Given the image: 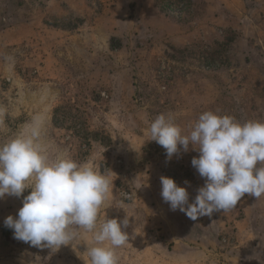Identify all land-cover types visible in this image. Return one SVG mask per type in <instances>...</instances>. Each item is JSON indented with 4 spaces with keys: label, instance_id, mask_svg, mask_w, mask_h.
Instances as JSON below:
<instances>
[{
    "label": "rangeland",
    "instance_id": "1",
    "mask_svg": "<svg viewBox=\"0 0 264 264\" xmlns=\"http://www.w3.org/2000/svg\"><path fill=\"white\" fill-rule=\"evenodd\" d=\"M207 110L264 120V0H0V144L44 111L58 149L111 174L99 218L130 216L119 264H264V196L197 220L162 198V176L189 203L205 178L151 122L188 132ZM30 192L0 198V264H84L92 233L56 252L14 238Z\"/></svg>",
    "mask_w": 264,
    "mask_h": 264
},
{
    "label": "clouds",
    "instance_id": "2",
    "mask_svg": "<svg viewBox=\"0 0 264 264\" xmlns=\"http://www.w3.org/2000/svg\"><path fill=\"white\" fill-rule=\"evenodd\" d=\"M46 126L47 115L41 111L0 144V198L20 197L31 189L18 214L5 219V226L13 229L15 239L52 252L72 245L81 231L92 233L94 245L86 248L87 255L76 250L84 264H119L117 250L130 240L125 230L130 216L122 221L99 218L112 189L111 174L58 149L47 138ZM148 134L169 159L181 149L199 152L191 163L205 183L191 203L186 187L161 177V195L171 210L197 220L234 208L245 194L264 196V120L240 122L207 110L185 132L172 114L161 113Z\"/></svg>",
    "mask_w": 264,
    "mask_h": 264
}]
</instances>
